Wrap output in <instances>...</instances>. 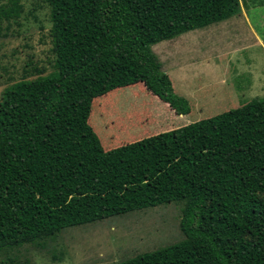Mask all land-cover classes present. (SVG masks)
Here are the masks:
<instances>
[{
    "label": "trees",
    "instance_id": "16d2710c",
    "mask_svg": "<svg viewBox=\"0 0 264 264\" xmlns=\"http://www.w3.org/2000/svg\"><path fill=\"white\" fill-rule=\"evenodd\" d=\"M46 1L53 70L0 99L1 264H30L13 251L65 228L171 202L185 238L116 264H264V99L115 146L91 120L96 99L138 83L191 114L153 45L240 14L241 0ZM23 10L0 0V35Z\"/></svg>",
    "mask_w": 264,
    "mask_h": 264
},
{
    "label": "rangeland",
    "instance_id": "374dc122",
    "mask_svg": "<svg viewBox=\"0 0 264 264\" xmlns=\"http://www.w3.org/2000/svg\"><path fill=\"white\" fill-rule=\"evenodd\" d=\"M23 3L22 15L3 23L0 35V99L12 83L37 77L35 67L44 75L53 70L51 8L46 0ZM241 4L230 19L153 45L176 92L190 100L191 114H177L142 83L122 87L95 100L91 123L103 141L115 146L214 116L237 100L264 99V3ZM182 208L171 202L68 227L45 246L13 254L30 264H116L182 241Z\"/></svg>",
    "mask_w": 264,
    "mask_h": 264
},
{
    "label": "crops",
    "instance_id": "0c3cea01",
    "mask_svg": "<svg viewBox=\"0 0 264 264\" xmlns=\"http://www.w3.org/2000/svg\"><path fill=\"white\" fill-rule=\"evenodd\" d=\"M239 100H237V101H235V102H233V104H231V106H233L236 102H238Z\"/></svg>",
    "mask_w": 264,
    "mask_h": 264
}]
</instances>
